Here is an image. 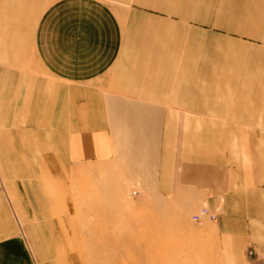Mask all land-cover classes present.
Segmentation results:
<instances>
[{
    "label": "crops",
    "instance_id": "obj_1",
    "mask_svg": "<svg viewBox=\"0 0 264 264\" xmlns=\"http://www.w3.org/2000/svg\"><path fill=\"white\" fill-rule=\"evenodd\" d=\"M83 176L264 264V0H0V264H65Z\"/></svg>",
    "mask_w": 264,
    "mask_h": 264
},
{
    "label": "rangeland",
    "instance_id": "obj_2",
    "mask_svg": "<svg viewBox=\"0 0 264 264\" xmlns=\"http://www.w3.org/2000/svg\"><path fill=\"white\" fill-rule=\"evenodd\" d=\"M88 181L83 176L67 191L66 212L76 218L73 226L66 224L64 253L51 254V263L65 258V264H229L211 226L180 216L152 195L107 192Z\"/></svg>",
    "mask_w": 264,
    "mask_h": 264
},
{
    "label": "built area",
    "instance_id": "obj_3",
    "mask_svg": "<svg viewBox=\"0 0 264 264\" xmlns=\"http://www.w3.org/2000/svg\"><path fill=\"white\" fill-rule=\"evenodd\" d=\"M221 209L218 208L216 211H211L208 207L204 206L202 208L199 209L198 212H196L193 216L192 219L195 221H199L202 218H209L211 220H216L218 217V212Z\"/></svg>",
    "mask_w": 264,
    "mask_h": 264
}]
</instances>
